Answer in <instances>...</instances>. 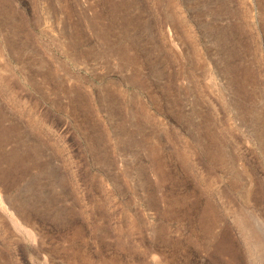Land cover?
<instances>
[{
    "label": "rangeland",
    "instance_id": "374dc122",
    "mask_svg": "<svg viewBox=\"0 0 264 264\" xmlns=\"http://www.w3.org/2000/svg\"><path fill=\"white\" fill-rule=\"evenodd\" d=\"M0 264H264V0H0Z\"/></svg>",
    "mask_w": 264,
    "mask_h": 264
}]
</instances>
